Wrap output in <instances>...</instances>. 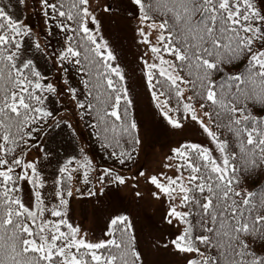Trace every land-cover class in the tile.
Here are the masks:
<instances>
[{
	"label": "snow or ice",
	"instance_id": "snow-or-ice-1",
	"mask_svg": "<svg viewBox=\"0 0 264 264\" xmlns=\"http://www.w3.org/2000/svg\"><path fill=\"white\" fill-rule=\"evenodd\" d=\"M130 4L158 114L173 130L198 126L208 143L185 140L169 148L162 170L144 166L135 104L101 35L99 3L39 0L48 34L63 36L51 54L21 15L0 7V264H144L129 213L111 214L102 239L71 217L74 198L99 204L123 189L161 203L175 231L153 247L183 264H264V0ZM69 100L112 164L98 168L82 147L61 153L46 192L56 156L48 141L73 128ZM33 150L42 156L28 159Z\"/></svg>",
	"mask_w": 264,
	"mask_h": 264
},
{
	"label": "rangeland",
	"instance_id": "rangeland-1",
	"mask_svg": "<svg viewBox=\"0 0 264 264\" xmlns=\"http://www.w3.org/2000/svg\"><path fill=\"white\" fill-rule=\"evenodd\" d=\"M99 3L101 8L97 9V14L102 22L101 35L106 39L117 56V63L120 64L126 76L127 86L130 90L131 98L135 104V117L139 123L140 134L144 141L145 149L141 152V162L149 172L160 171L161 162L168 153L169 148L176 146L185 140L208 143L206 137L201 134L198 126L189 125L184 130H173L166 121L158 114L151 101L150 93L143 73L140 57L145 51L140 44V38L135 32L136 24L131 22L128 11L133 6L130 0H93V4ZM111 5L112 12L102 11L104 5ZM0 7L13 16L21 15L35 32L42 47H47L49 54L54 50L58 51L63 43V36L49 35L47 26L44 24L43 13L39 10V0H29V6L25 10L18 5L17 0H0ZM94 27V26H93ZM41 68L46 72L56 76V69L48 61H40ZM59 83L58 80H54ZM61 91L64 86L60 84ZM67 110L72 113L70 122L73 125L71 130H57V135L48 141V150L56 153L48 166V179L50 190L51 176L55 173L57 162L63 161V156L71 152H78L79 148H84L85 153L94 161L98 168H103L112 164V161L105 158L102 152L93 142L91 132L85 125L83 119L76 114L74 103L65 101ZM62 111L64 109H61ZM42 156L37 150L29 155L28 159ZM17 171H21L17 169ZM126 174H131L135 168L124 170ZM171 174V173H169ZM143 184V182H141ZM26 192L30 186L25 185ZM128 189H123L116 194L109 191L100 198L97 204L96 198L73 199L71 201V217L74 222L78 221L87 230L93 239L104 238L108 219L111 214L125 211L131 215L135 233L139 242V250L143 253L144 264H183L181 257L163 248L153 247L156 238L165 239L174 232L162 222L163 207L160 202L145 197L144 200L137 201L127 195Z\"/></svg>",
	"mask_w": 264,
	"mask_h": 264
},
{
	"label": "trees",
	"instance_id": "trees-1",
	"mask_svg": "<svg viewBox=\"0 0 264 264\" xmlns=\"http://www.w3.org/2000/svg\"><path fill=\"white\" fill-rule=\"evenodd\" d=\"M85 125L87 126V128L89 129V131L91 132L92 138H93V142L94 144L102 151V149L100 148L99 143L97 142L96 138L93 136L92 134V129L88 126V118L86 117L85 119H83ZM103 152V151H102ZM18 172V171H17Z\"/></svg>",
	"mask_w": 264,
	"mask_h": 264
}]
</instances>
